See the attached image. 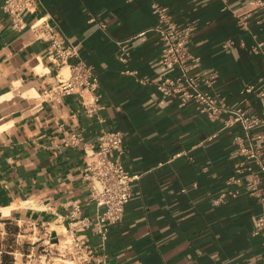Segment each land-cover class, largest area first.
<instances>
[{"label": "crops", "instance_id": "obj_1", "mask_svg": "<svg viewBox=\"0 0 264 264\" xmlns=\"http://www.w3.org/2000/svg\"><path fill=\"white\" fill-rule=\"evenodd\" d=\"M0 0V264H70L56 252L78 205L93 217L83 179L102 132L123 135L119 162L134 180L121 222L103 249L88 241L101 264H264V244L252 234L260 207L245 189L218 206L242 158L239 125L199 114L194 103L165 97L156 84L175 76L161 65L152 5L178 27H192L189 74L200 89L250 117L264 114V5L252 0H39L12 29ZM42 21L70 47L65 61L50 55ZM128 57L122 62V48ZM97 77L93 91L49 100L71 65ZM246 85L254 90L242 95ZM246 98L247 103H242ZM96 105L94 111L89 108ZM227 118V116H223ZM261 128L244 139L261 147ZM75 135L78 142H70ZM264 198V182L260 185ZM102 255L104 256L103 258Z\"/></svg>", "mask_w": 264, "mask_h": 264}, {"label": "built area", "instance_id": "obj_2", "mask_svg": "<svg viewBox=\"0 0 264 264\" xmlns=\"http://www.w3.org/2000/svg\"><path fill=\"white\" fill-rule=\"evenodd\" d=\"M264 5V0H252ZM39 0H2L1 9L7 15L13 30L19 32L26 26L24 18L33 14ZM152 14L157 18L154 31L161 41L160 62L166 69L177 68L175 76H168L156 84V90L165 97H172L181 103H194L199 114L206 115L210 120H220L224 127L239 125L243 135L234 139L242 160L230 176L226 184L227 191L221 193L212 203L215 206L224 204L230 198H236L239 191L235 189L243 174H248L250 182L245 189L254 196L260 207L252 234L260 236L264 244V198L260 185L264 182V114L261 117H250L244 108L230 109L223 98L210 95L200 89V82L189 74L192 68L199 66L200 59L190 54L192 27H178L171 21L167 9L152 5ZM33 31L44 30L46 40L50 42V55L55 60L65 61L73 55L70 47L50 32V28L42 21H35L29 27ZM124 62L128 53L123 47ZM96 75L85 65H71L65 75H61L56 84L43 91V95L51 101H58L63 96L81 94L83 91H93L97 88ZM254 90L252 85H246L241 94H249ZM259 98H264V91L258 92ZM242 103H247L246 98ZM95 104L88 112L94 111ZM227 116V118H223ZM260 127L261 147L246 146L244 139L250 132ZM70 142L75 144L78 139L71 135ZM123 135L119 131L102 132L97 138L96 147L88 155L83 179L89 187V201L95 206L93 217H82L78 205L72 207L68 214L67 228L60 248L56 250L61 259L68 258L70 264H96L99 259L94 254V248L88 241L89 235L99 239V248L103 249L110 227L121 222L125 206L131 198V184L134 180L119 162L122 153ZM104 256L102 255L101 258ZM101 264H105L103 259Z\"/></svg>", "mask_w": 264, "mask_h": 264}]
</instances>
